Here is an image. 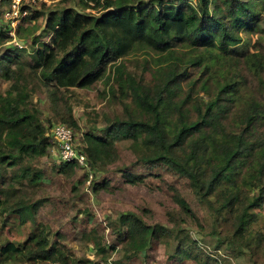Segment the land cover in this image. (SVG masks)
Listing matches in <instances>:
<instances>
[{"label":"trees","instance_id":"trees-1","mask_svg":"<svg viewBox=\"0 0 264 264\" xmlns=\"http://www.w3.org/2000/svg\"><path fill=\"white\" fill-rule=\"evenodd\" d=\"M57 3L22 8L27 16L15 30L22 48L10 43L8 24L0 25V264H76L72 250L35 220L44 203L31 198L44 182L36 166L56 143L34 98L43 94L56 121L80 131L72 93L96 89L102 78L109 115L101 134L81 133L76 148L94 177L127 142L133 167L185 180L205 215L198 218L171 188L177 209L167 213L170 227L120 214L108 221L112 244L92 231L99 261L85 264H108L114 254L111 264H148L156 245H174L168 257L179 264L240 257L264 264V233L251 229L264 207V0ZM244 35L257 38L251 50ZM52 167L58 174L80 168L56 159ZM106 187L105 179L94 181L92 191ZM11 217L32 228L23 242L2 240Z\"/></svg>","mask_w":264,"mask_h":264},{"label":"rangeland","instance_id":"rangeland-1","mask_svg":"<svg viewBox=\"0 0 264 264\" xmlns=\"http://www.w3.org/2000/svg\"><path fill=\"white\" fill-rule=\"evenodd\" d=\"M59 0H35L36 8L41 7V2L46 8L54 9ZM76 3V0H72ZM6 6L0 5V25H7L3 17ZM43 24V20H38ZM244 42H247L246 49L251 50L256 36L248 38L244 35ZM22 42V40H20ZM48 41V40H45ZM29 42L25 45L27 46ZM4 48V47H3ZM2 48V49H3ZM245 48V46H244ZM98 83V88L90 90H75L70 98V105L73 106V116L78 122L80 131H74V145L81 146V133L94 129L101 134L104 126V118L109 115L103 109L102 95L99 91H104L107 84L102 78ZM36 101L44 115V121L51 131L54 125L59 124L54 118L47 98L38 93ZM102 114H97L99 111ZM107 120V119H106ZM57 158L56 145L50 149V157L41 159L37 163V168L43 172V184L30 190L33 200L43 199L44 203L39 207L36 214V222L43 223L51 231L50 238L59 240L70 248L75 256L74 262L85 264L89 261H99L91 244V233L96 230L103 234L106 245L113 243V234L108 226V221L116 220L117 216L127 212L137 213L149 223H158L170 227L167 213L177 209V205L172 200V189H177L192 206L198 218H202L205 213L202 207L197 206L191 196L185 180L171 175L162 168H153L138 165L133 167L135 162L130 153L127 142L119 144L117 160L105 168L99 175L92 174L88 184V174L83 169H76L74 173L58 174L52 165ZM127 175L138 177L135 182H130ZM105 179L106 188H101L98 192L92 191L93 182ZM256 218L251 224L254 232L264 233V207L255 210ZM89 217H87V215ZM11 223L3 230L1 237L3 241L23 242L31 231L30 225L21 226L15 217H11ZM195 233V229L191 230ZM208 241V240H207ZM174 245L166 250L163 245H156L151 251L148 264H179L169 260ZM116 255H112L108 264ZM142 260V258H140ZM232 264H252L245 257L237 259L229 258ZM259 260H256V262ZM138 260L134 264H140ZM106 264V263H102ZM181 264H194L193 262H183Z\"/></svg>","mask_w":264,"mask_h":264},{"label":"built area","instance_id":"built-area-1","mask_svg":"<svg viewBox=\"0 0 264 264\" xmlns=\"http://www.w3.org/2000/svg\"><path fill=\"white\" fill-rule=\"evenodd\" d=\"M35 0H8V5L4 9L3 17L8 24V35L10 43L22 48L21 42L15 36V30L22 20L27 16V9L22 10L25 5H33ZM52 137L57 147V163H75L80 169L88 174V184L92 178V172L84 154L77 151L74 145V131L63 125L57 124L52 127Z\"/></svg>","mask_w":264,"mask_h":264}]
</instances>
